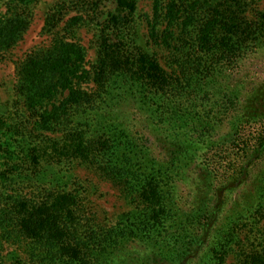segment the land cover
Returning <instances> with one entry per match:
<instances>
[{"label": "trees", "instance_id": "1", "mask_svg": "<svg viewBox=\"0 0 264 264\" xmlns=\"http://www.w3.org/2000/svg\"><path fill=\"white\" fill-rule=\"evenodd\" d=\"M36 1L5 3L0 54L24 39ZM97 2L79 0L77 5L97 9ZM116 3L118 13L100 35L92 68L87 67V48L73 34L84 16L57 19V8L44 29L51 42L19 65L23 107L13 126L22 138L17 142L4 135L5 123L0 121V149L8 151V174L2 175L0 188V254L5 242L29 239L38 264H112L118 257L127 261L129 244L139 241L152 254L132 264L151 259L153 264H227L240 224L249 219L256 232L252 242L258 243L250 252L243 250L247 258L241 264H264V169L247 199L231 218L221 221L231 182L228 171L219 173L209 164L210 154L227 141L226 136L216 137L224 120L212 110L229 109L232 143L243 140L245 127L264 123V83L242 101L244 88L218 79L228 60L264 43V12L251 20L245 14L248 0H153L148 40L171 53L170 73L158 54L139 48L129 31L131 22L122 14L130 16L135 1ZM92 83L97 85L95 92L87 88ZM122 89L138 92L151 117L176 132L169 136L163 159L152 157L111 114V98ZM254 139L253 146H245V174L264 158V128ZM37 146H47L59 158L48 164L59 177L39 173L43 158ZM77 160L96 167L132 199L136 208L121 223L108 227L89 217L83 194L69 186L81 185L77 177L63 173L64 166ZM198 160L203 166L201 196L193 211L185 212L177 188Z\"/></svg>", "mask_w": 264, "mask_h": 264}, {"label": "rangeland", "instance_id": "2", "mask_svg": "<svg viewBox=\"0 0 264 264\" xmlns=\"http://www.w3.org/2000/svg\"><path fill=\"white\" fill-rule=\"evenodd\" d=\"M7 1L9 0H0V13L6 11L5 3ZM132 1L136 3V10L130 16H128V13L122 15L127 16L130 20L129 31L133 33L134 40L140 46L138 47L146 51L152 50L158 54L164 69L170 73L173 72L174 69L171 65L174 59L171 53L163 47L154 46L148 40V21L152 17L153 0ZM78 3L79 0H37L34 5V19L24 39L13 50L0 54V121L3 120L5 123L3 134H7L8 137L14 139L13 141L18 142L17 138H22V133L13 126V122L21 118L23 107V98L18 93L20 83L18 68L28 54L51 42L50 34L44 29L47 17L50 14H55L54 10L56 8L58 11L57 19L65 18L67 20L75 15L84 16L85 22L82 26L77 27L73 34L88 50L87 67L92 68L98 59L100 35L103 30H107L108 26L112 25L111 18L118 13L116 0H98L96 3L97 9H93L92 6L88 9H80L82 6H78ZM261 12H264V0H248V8L245 14L251 20H257L259 18L258 14ZM63 26L64 24L59 29ZM115 40H117V37ZM219 78L225 82L224 84L244 88L242 89L241 100H245L255 86L264 83V43L259 47H251L250 50L244 51L242 55L232 59V61L228 60ZM87 88L90 92H95L97 85L92 83ZM139 100L138 92H126L125 89L116 90L110 101L114 105L111 114L116 120L124 124L141 146L148 149L152 157L161 160L170 145L168 144L170 142L169 136L174 135L176 132L170 129L169 125L166 127L161 126L158 119L152 118L148 113V105L141 104ZM110 102L108 105H110ZM108 105H105V107H109ZM215 108L216 106L213 109ZM109 109L111 110V108ZM212 112L221 122L224 120L218 127V134L216 135L215 132L214 134L221 140L222 137L226 136L227 138V141H222L218 149L210 154L211 162H209L211 167L219 173L225 170L228 171L226 179L229 178V182H231V189L226 193V203L221 215V221H225L231 218V213L236 212L238 205L247 199L254 188L260 170L264 169L263 158L261 161L254 162V165L246 174L241 172L243 164L247 162V157H244L247 149L245 146L248 142L252 146L254 145V142H256L254 137H257V134L262 131L264 123L245 127L242 132L243 140L240 139L238 142L236 141L237 143H232L231 135H228L230 131L229 120L232 118L229 109L221 108L217 112L215 110H212ZM8 150H11V148ZM39 150L40 146L39 148L37 146L36 152ZM7 153L8 151L5 148L0 149V188L3 187L2 175L8 174V171H6L8 168L5 165L6 160H8L5 158L8 157ZM40 155L43 160L39 166V173L45 177L48 175L59 177L60 175L53 172L54 169L48 165L59 158L47 146H43ZM202 167L201 160H198L187 179L179 182L177 200L185 212H192L201 196L199 187L202 183L200 178ZM63 173L74 174L77 177L75 180L81 185L71 184L69 185L70 189L81 191L86 206L90 209L89 217L94 218L100 225L108 227L117 225L126 218L130 211L136 208L132 199L126 196L122 188L100 175L96 167L77 160L75 163L69 162L68 165L64 166ZM67 182L69 181L67 180ZM30 191L31 188H26V192ZM262 226H264V222ZM254 230L249 219L240 224L237 232V235H239L237 238L239 239H235L237 241L233 245L234 251L230 254L227 264H241L247 258V252H250L253 246L258 243V241L256 243L252 242L255 240L256 235ZM31 246L32 241L29 239L5 242L0 254V264H38L32 259ZM243 250L247 252L245 253ZM151 252L143 242L134 241L127 248L129 259L123 261L121 257H118L112 264H132L133 259L146 260L152 254ZM146 262L147 264H153L154 260L151 259Z\"/></svg>", "mask_w": 264, "mask_h": 264}]
</instances>
